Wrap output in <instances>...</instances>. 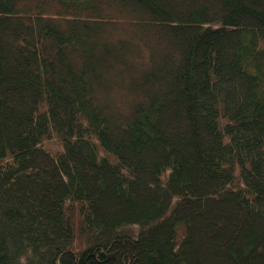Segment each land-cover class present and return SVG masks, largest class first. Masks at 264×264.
<instances>
[{
  "label": "trees",
  "instance_id": "16d2710c",
  "mask_svg": "<svg viewBox=\"0 0 264 264\" xmlns=\"http://www.w3.org/2000/svg\"><path fill=\"white\" fill-rule=\"evenodd\" d=\"M0 264H264V0H0Z\"/></svg>",
  "mask_w": 264,
  "mask_h": 264
}]
</instances>
